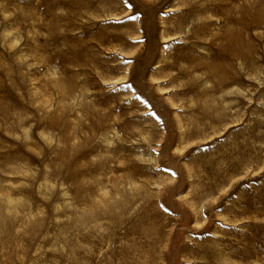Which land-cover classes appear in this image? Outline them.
I'll return each instance as SVG.
<instances>
[{"label":"rangeland","instance_id":"rangeland-1","mask_svg":"<svg viewBox=\"0 0 264 264\" xmlns=\"http://www.w3.org/2000/svg\"><path fill=\"white\" fill-rule=\"evenodd\" d=\"M226 26L248 54L220 76L211 60ZM6 63L23 76H3ZM0 109V264H74L68 249L75 264H264V0H0ZM85 138L100 196L121 198L114 187L149 174L139 199L152 196L161 232L77 222L116 204L79 202L88 189L56 171L60 150ZM129 156L142 171L116 183ZM143 204L116 210L133 228Z\"/></svg>","mask_w":264,"mask_h":264},{"label":"bare ground","instance_id":"bare-ground-1","mask_svg":"<svg viewBox=\"0 0 264 264\" xmlns=\"http://www.w3.org/2000/svg\"><path fill=\"white\" fill-rule=\"evenodd\" d=\"M17 9L21 10L20 7H17ZM235 34H236V32L231 27L226 26L224 28V33H222V39H224L226 42L223 46L221 45L219 47H216L215 57L211 60V63H214L216 60H219V59H221L224 62L223 66L221 68V71L219 73L220 76H223L226 73L231 71V67L229 66V61H228L230 59V55H233L234 57L237 56L239 59H243L248 54V52L246 50H243L241 47V39H239V35H236L234 37ZM112 40H114V38ZM109 49H112L111 45L109 46ZM108 63H109V58H106V57H104L100 61L99 66H98L100 74L107 75L108 71L106 69V64L108 65ZM24 65H25L24 63H20L16 69H20V68L24 67ZM5 67L6 68H3V70H2L3 76H7V75H10L12 73H15V75H17V76H23V74L21 72L18 73V72H16L15 69L10 68V66L7 63L5 64ZM109 68H112V67H109ZM113 69L116 71L119 69V66H115V67H113ZM215 74H217V73H215ZM64 89H65L64 86L61 88H58V90L61 92H64ZM107 99H108L107 96H105L104 100H107ZM84 106H85V108L90 110V107H91L90 104L85 103ZM129 107H130L129 104L117 103L115 110L121 116L122 109H125L126 111H128L130 113ZM46 108H47V106L42 107V110L46 111ZM103 110H105L107 112L104 113ZM99 111H100V114H102L101 116L104 120L109 119V115H108L109 110L107 108H102V109L99 108ZM4 112H5L4 110L0 109V113L3 114ZM131 117L133 118V116H131ZM133 119H131V121H133ZM47 121L50 124H54L55 119L52 118L51 116H49L47 118ZM131 121H129L127 123L121 121L119 123V125L126 123L125 125L130 126ZM145 127L146 126H143V128L141 129V130H144L143 133L148 131V129ZM157 131L159 132L160 130L157 129ZM89 143H90V140L88 138L87 139L85 138L83 140V142H81L80 144H78L76 146H73L72 144H70V146H71V153L70 154L67 153L65 149H61L60 154H59L60 167H58L56 169V171H59L63 167H64L63 169H66V170L72 169V172L69 174L68 177L74 181V184L77 187V189H82V188L88 189L89 193H86V194L82 193L81 197L78 198L79 202H82V203H116V204H115V208L111 211H109L108 209L107 210L99 209L97 212H94V208H92L91 211H87L84 213V218H82V219L78 218L77 222L80 225L86 226L87 223H86L85 219L92 220V219L100 216V218L104 217V218L111 219V222L114 224L113 227L114 226L116 227V225H118L121 222V223H125L128 230L131 232H138L140 229H142L145 232L146 237H150L152 235H155V234H158L159 232H161L163 230V227L160 225H156V224L161 222L162 216L161 217H153L151 214V212H152L151 203H155L152 200V196L151 195L149 196V194H148L147 197H145L143 199H139L140 195L143 192H148V185L151 183V180L149 179V174L146 173L147 174V177H146L147 180H145L143 182V184H141V186H138L137 188L133 187V188L127 189L124 186H123V188H120L119 186L114 187V191H116V192L120 191L121 193L124 192V194L121 198L111 200L110 197H107L108 193H105L102 196H100V193L97 189V186L95 184H92L91 183L92 181H90V179L92 178V173L94 172L96 167H92L90 170H88L87 167L85 166V163H82L80 160V154L85 153L86 148L89 145ZM119 144H120V147H118V149H117L118 151L122 147L124 149H126V151L131 150L130 148H125V146H123L122 141ZM103 148H106V146H103ZM131 154H133V153H131ZM103 161L105 163L108 162L107 158H105ZM98 164H100V163H98ZM138 164H139V161L136 160L132 156L127 157V159L125 161L118 160L116 163V169H125V172L121 177L113 178V181L115 180L116 183H118L119 181H122V184H125V185H126V183H131V181L135 179V175L139 171L140 172L142 171ZM73 167H74V169H73ZM52 168H53V166H50L49 170H51ZM140 200L142 201V203H144L141 207L143 209L139 210V211H135V210L132 211L130 216L133 220L137 221V222H135L136 224L141 222V225L132 228V223L127 218H121L119 215V211L122 210V212L124 211L125 213H129L128 210H124L125 203H137ZM116 208H118L119 211H117ZM88 218H90V219H88ZM29 219L31 221H33L34 216H30ZM119 219H121V220H119ZM4 222H6V218H5ZM63 226H65V228H66L67 224H64ZM99 231L100 230H96L93 232L97 233ZM107 232H108V230H105L103 232L100 231L101 234H106ZM13 234H15L14 237H16L17 233H13ZM2 239H3V237H2ZM147 241L148 240L143 241L142 245L140 246L139 251L143 257H147L149 255V252H147L145 249H142V247L144 245H146ZM149 241H150V244L155 245V246L159 242V241H154V240H149ZM138 249H139V244H138ZM120 250H121V252H126L123 247H121ZM61 254L63 255V253H61ZM67 254L72 258L73 263L75 264L77 261V254H78L77 251H75L73 249H68ZM111 263H112V259H108L105 264H111ZM50 264H52V263H50ZM118 264H138V262L132 263L130 258H124L123 261L119 262ZM142 264H145V262Z\"/></svg>","mask_w":264,"mask_h":264}]
</instances>
